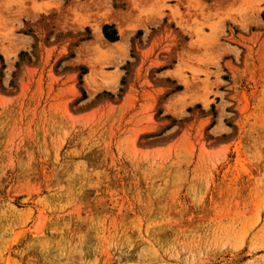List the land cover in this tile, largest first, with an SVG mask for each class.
<instances>
[{
  "label": "rangeland",
  "instance_id": "rangeland-1",
  "mask_svg": "<svg viewBox=\"0 0 264 264\" xmlns=\"http://www.w3.org/2000/svg\"><path fill=\"white\" fill-rule=\"evenodd\" d=\"M0 264H264V0H0Z\"/></svg>",
  "mask_w": 264,
  "mask_h": 264
},
{
  "label": "trees",
  "instance_id": "trees-1",
  "mask_svg": "<svg viewBox=\"0 0 264 264\" xmlns=\"http://www.w3.org/2000/svg\"><path fill=\"white\" fill-rule=\"evenodd\" d=\"M105 30H107V28L105 27ZM106 38L111 41V42H115L116 41V37L109 35L107 32L105 33Z\"/></svg>",
  "mask_w": 264,
  "mask_h": 264
},
{
  "label": "bare ground",
  "instance_id": "bare-ground-1",
  "mask_svg": "<svg viewBox=\"0 0 264 264\" xmlns=\"http://www.w3.org/2000/svg\"><path fill=\"white\" fill-rule=\"evenodd\" d=\"M99 31V30H98ZM99 35V34H98ZM115 45H118V44H115Z\"/></svg>",
  "mask_w": 264,
  "mask_h": 264
}]
</instances>
